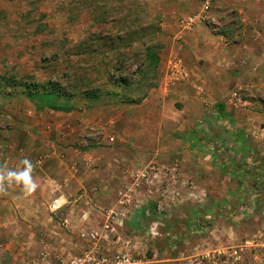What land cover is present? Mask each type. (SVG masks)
I'll use <instances>...</instances> for the list:
<instances>
[{
	"label": "crops",
	"instance_id": "obj_1",
	"mask_svg": "<svg viewBox=\"0 0 264 264\" xmlns=\"http://www.w3.org/2000/svg\"><path fill=\"white\" fill-rule=\"evenodd\" d=\"M148 1L157 15L164 18L160 24L164 40L160 64L165 60V79L174 61L180 63L189 79L169 82L158 93L153 89L134 105V111L138 108L142 116L117 118L118 126L125 123L132 127L126 133L115 127L117 138L101 141V149L86 147L87 151L81 153L71 137L75 129L68 125L65 130L61 121L56 123L55 136L50 137L45 131L41 137H34L35 142L28 138L22 144L28 149H21L20 144L18 156L14 158L12 154L4 165L15 169L23 158L33 163L41 158L42 165L32 173L38 184L34 193L26 195L22 186L13 185L6 195H0V264H31L42 252L49 255L50 264H60L61 258L82 254L90 243L82 240L80 233L103 224L93 220L92 209L96 206L118 207L125 212L121 234L132 242L134 253L147 260V264H199L196 258L201 253L200 245H192L182 253L174 251L173 244L158 243L144 230L145 218L151 216L149 202L132 200L121 206V195L116 193L132 191V198L140 199L145 189L153 192L151 184L143 181L139 162L179 156L194 171L184 172L182 177H199L201 169H207L201 155L204 153H198L205 142V130L208 134L218 130L219 135L228 131L230 135H218L209 145L216 140L217 147L234 146L230 153L216 149L212 154L216 170H222L232 182L224 192L237 200L242 193L246 194L243 199L250 201L249 194L253 200L257 191H264V154L248 152L249 141L239 135L264 125V0H215L208 14L211 23L197 22L190 28H184L180 22L199 14L202 6L198 0ZM235 92L240 93L247 106L234 104ZM43 113H37L38 117H43ZM174 127L186 131L184 154L171 148ZM158 135L169 138L163 150L157 143ZM145 137L148 139L143 140ZM226 166L228 169H224ZM160 175L156 177L167 178L171 173ZM238 175L250 181L241 182L240 186L236 181ZM231 186L235 188L231 190ZM54 198L61 199L63 208L51 214L48 206ZM167 237L171 241L175 236ZM105 248L114 251L119 247L109 243Z\"/></svg>",
	"mask_w": 264,
	"mask_h": 264
},
{
	"label": "rangeland",
	"instance_id": "obj_2",
	"mask_svg": "<svg viewBox=\"0 0 264 264\" xmlns=\"http://www.w3.org/2000/svg\"><path fill=\"white\" fill-rule=\"evenodd\" d=\"M163 19L148 0H0V85L3 91L13 92L3 85L4 80L13 78L18 82H57L73 93L83 87H100L102 93L96 101H84L76 95L71 113L45 110L43 117H38L33 103L22 95L16 99L0 96V166L12 154L14 158L18 156L20 144L21 149H28L27 145L22 146L28 138L35 142L34 137H41L45 131L50 137L55 136L58 121L64 123L65 130L68 125L75 129L71 137L81 153L87 151L86 147L101 149L104 147L101 141L117 138L115 127L128 132L132 126L125 123L118 126L117 118L139 117L142 113L109 93L130 92L117 87L119 79H127L133 90L132 96L125 94V98H138L150 85L154 86L150 92L155 89L154 93H158V89L170 82L169 77L165 79V60L160 64L164 47L160 34ZM149 50L159 61L148 72ZM171 132L174 136L171 148L182 154L187 152L183 146L187 141L186 131L174 127ZM207 132L205 130L202 140L205 142L198 151L204 153L201 155L207 169L204 172L201 169L199 177L196 174L182 177L184 172L194 171L191 166L186 167L189 162L179 156L137 164L144 183L153 187V192L145 189L140 199L132 198L133 201L146 200V204L151 205L148 210L151 216L145 218L144 230L164 246L173 244L174 251L184 253L192 245H200L201 253L196 258L199 264H264V191L259 188L261 192L257 191L253 200L249 194L250 201L243 199L246 194L242 193L237 200L232 199L231 193L224 192L232 182L225 178L222 170H216L212 154L216 149L232 152L234 146L217 147L216 140L209 145L219 131ZM224 132L219 136H230L228 131ZM239 135L249 141L248 152L264 154L263 124L261 128ZM159 136L157 143L163 150L169 138ZM226 167L224 169H228ZM165 173L171 176L156 177ZM236 181L241 186V182L250 178L238 175ZM166 185L169 187L165 188ZM181 186L185 191L180 190ZM106 210L104 206L92 209L96 224L104 222ZM148 220L152 221L148 223ZM124 226L125 222L122 228ZM130 250H135L132 242Z\"/></svg>",
	"mask_w": 264,
	"mask_h": 264
},
{
	"label": "built area",
	"instance_id": "obj_3",
	"mask_svg": "<svg viewBox=\"0 0 264 264\" xmlns=\"http://www.w3.org/2000/svg\"><path fill=\"white\" fill-rule=\"evenodd\" d=\"M201 3V11L198 15L183 19L180 25L184 28L193 27L197 22L211 23L212 19L208 16L215 0H198ZM168 77L171 83H180L189 79L188 73L180 65L178 61L170 64L168 69ZM234 104L240 107L247 106L241 100L240 93L235 92L233 95ZM264 136V135H262ZM34 171L38 170L42 165V160H36L34 163ZM144 177V176H143ZM120 205H129L132 195L130 193L121 194ZM63 208L60 198H54L48 206L51 214H56ZM104 222L100 230L82 231L80 238L90 243V248L80 255H74L69 258L59 259L60 264H147V260L136 255L131 251L130 240H125L118 231L122 228L127 215L118 207H112L103 213ZM113 243L119 247L116 251H108L106 244ZM220 254V253H219ZM204 257V256H203ZM208 257V256H206ZM49 255L42 252L38 259L31 264H50ZM201 264H209L202 262Z\"/></svg>",
	"mask_w": 264,
	"mask_h": 264
},
{
	"label": "trees",
	"instance_id": "obj_4",
	"mask_svg": "<svg viewBox=\"0 0 264 264\" xmlns=\"http://www.w3.org/2000/svg\"><path fill=\"white\" fill-rule=\"evenodd\" d=\"M99 40V39H98ZM100 40L101 37H100ZM148 58L150 62L146 65L147 71L149 72L151 67H155L159 61L156 55H152V52L148 51ZM146 71V73H147ZM4 80V79H3ZM1 80V81H3ZM4 89H13V92H5L0 85V96L16 99L19 98L20 95L31 101L38 112H42L45 110L53 111V112H62V113H71L74 110L73 100L78 95L79 97H83L84 101H96L100 100L102 97V93L100 92V87L94 89H86L83 87L76 92H70L67 89L62 88L57 82H47L40 83L38 81H21L18 82L17 79L8 78L4 80ZM143 84V80L140 85ZM118 88H122L124 90H129L130 92H113L109 93L112 97L120 100L122 103H127L129 105H136L141 103L149 94L150 90L154 86H148L146 90L138 95V98H125V94L132 96L133 90H130L131 84L127 82V79H119L116 82ZM74 90L76 88H73Z\"/></svg>",
	"mask_w": 264,
	"mask_h": 264
},
{
	"label": "clouds",
	"instance_id": "obj_5",
	"mask_svg": "<svg viewBox=\"0 0 264 264\" xmlns=\"http://www.w3.org/2000/svg\"><path fill=\"white\" fill-rule=\"evenodd\" d=\"M34 168L35 165L28 158L21 159L15 169L7 165L0 166V195H6L8 188L13 185L22 186L26 195L34 193L38 187L32 175Z\"/></svg>",
	"mask_w": 264,
	"mask_h": 264
}]
</instances>
